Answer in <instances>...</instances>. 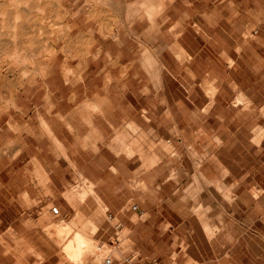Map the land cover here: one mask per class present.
Returning <instances> with one entry per match:
<instances>
[{"label": "rangeland", "instance_id": "1", "mask_svg": "<svg viewBox=\"0 0 264 264\" xmlns=\"http://www.w3.org/2000/svg\"><path fill=\"white\" fill-rule=\"evenodd\" d=\"M28 1L54 31L29 64L84 82L5 95L0 145L27 142L0 161V264H77L78 231L105 250L84 264H264V0Z\"/></svg>", "mask_w": 264, "mask_h": 264}, {"label": "bare ground", "instance_id": "2", "mask_svg": "<svg viewBox=\"0 0 264 264\" xmlns=\"http://www.w3.org/2000/svg\"><path fill=\"white\" fill-rule=\"evenodd\" d=\"M167 4L168 5L166 7H168L170 3ZM44 6L40 4L38 5L37 2H30L28 0H0V95H2V99L4 100V102L0 104V120L4 118L7 114L10 115L11 104L9 103V101L6 100L5 95H26L28 91L26 89L23 92V88L33 87L34 89L38 88L39 90L40 85L42 84L47 85V95H53V91L49 83V78L51 76L54 77L57 73L60 74V77L65 81V84H71V86H73L74 88H76L80 82H84V79L82 78V76L84 75L81 76L75 74L72 68L71 72L70 68L68 69L66 67V63L62 64L61 71L57 72L54 63V56V60L51 59L49 66H41L38 68H34L29 64L28 60L32 55L25 51V49L28 48L25 43L30 42L31 44L36 46L35 48L31 49V52L36 51V49L39 48L43 50L44 47H47L46 45H50L49 41L54 37V31H48L46 32L47 36L44 39H40V35L42 34V30L44 29L43 19L36 18V20H33L32 18H27L29 14H40L42 10H44ZM107 20L109 22L107 23V26H109L110 30L108 31L116 39V37H118L119 35V25L118 23H113V19H110L109 17L107 18ZM30 23H32V25ZM11 26L14 27L13 31L10 30ZM32 27L35 28L33 29ZM59 31L62 32L61 30ZM25 35L27 38L25 37ZM91 45L92 41L90 42L88 48L85 49L86 60L91 54ZM177 46L179 45L177 44ZM178 49L182 48L179 46ZM11 80H13V86H10L12 84ZM117 81L118 80H116V83ZM14 102L13 106L16 107L18 110L17 101ZM22 130L23 129L20 130L19 128L18 130L16 129L15 136L13 138V141H15L14 148L8 147V145L12 147V143L8 144L10 141L8 143L4 141L0 145V161H4L6 159L11 158H18L19 156H21L23 148L27 142ZM48 130H50V128H48ZM9 133L10 129L5 126L3 127V130L0 131V136H6ZM33 134L37 136V133L33 132ZM42 135L43 133H41L40 136H37L38 140H41ZM49 138L55 143L61 141L56 132L50 133ZM131 150L134 151L133 148ZM91 195L95 197L98 201H100V198L94 191L91 192ZM67 197L68 203H72L73 206H77L76 202H74L75 199L72 196L67 195ZM55 208L58 209V207H53V205L50 208L48 206L45 208V211L48 213L50 209L55 215ZM58 211L59 214L60 210L58 209ZM145 215H147V213ZM136 217L137 216L135 215V218ZM98 226H95L94 232L97 231L96 229L98 228ZM96 245L97 244H95L93 238L86 237L84 236V234H81V232L78 231L65 246L66 253L68 254V261H72L77 264H84L85 258H95L97 260V263L98 261L100 262V260H103L104 258L103 256L105 250L104 248H101L103 249V251L99 252L101 254L96 253L95 247H99ZM105 249L106 251L108 250V248Z\"/></svg>", "mask_w": 264, "mask_h": 264}, {"label": "built area", "instance_id": "3", "mask_svg": "<svg viewBox=\"0 0 264 264\" xmlns=\"http://www.w3.org/2000/svg\"><path fill=\"white\" fill-rule=\"evenodd\" d=\"M55 212L56 213L59 212L57 208H55ZM105 264H112L111 258H106ZM143 264H176V263H174V262H162V261H159L157 259H150V260H147L146 262H144Z\"/></svg>", "mask_w": 264, "mask_h": 264}]
</instances>
